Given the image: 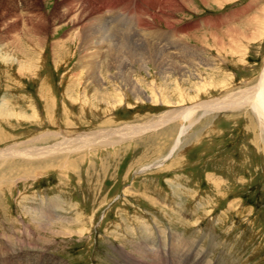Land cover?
I'll use <instances>...</instances> for the list:
<instances>
[{"label":"rangeland","instance_id":"obj_1","mask_svg":"<svg viewBox=\"0 0 264 264\" xmlns=\"http://www.w3.org/2000/svg\"><path fill=\"white\" fill-rule=\"evenodd\" d=\"M69 1L39 0L36 9L47 19L45 29L28 35L27 28L42 24L41 18L23 11L21 0H0V101L9 102L15 113L0 118V151H18L15 158H0V264H129L128 260L153 264L195 258L215 264H264V132L250 108L198 109L189 118L134 138L87 146L64 157L35 158L26 152L59 143L63 135L156 122L170 110L182 111L258 85L264 71V0H178L183 10L173 14L176 26L168 28L162 22L157 38L165 41L172 36L166 35L179 34L180 44L187 41L201 49L211 63L197 70L207 81L201 89L195 87L196 75L190 79L188 74L190 81H184L181 90L188 98L183 101L175 86L181 82L179 74L161 78L154 66L149 69L152 76L135 67L134 77L144 79L141 98L120 81L108 79L101 86L86 82L87 92L75 87L69 94L71 79L84 75L76 65L82 46L74 38L81 29L73 22L82 3L70 13ZM113 1L94 0L110 15L112 33L126 43L148 42L143 28H150L146 21H154L146 10L156 14L166 1L156 0L157 11L150 7L154 0L110 11ZM26 17L32 23L24 27ZM16 25L23 32L20 51L37 65L23 75L15 62L2 59L4 49L16 47L10 40ZM126 43L124 47L119 43L120 53L114 54L115 58L123 54L120 59L125 62L137 52ZM173 52L177 50L172 47L165 59ZM176 59L188 61L190 56L181 51ZM42 84L53 103L46 104L41 97ZM162 86L169 87L170 95L161 97L173 103L157 98L155 88L162 91ZM76 90L82 92L78 98ZM182 126L185 131L170 154ZM56 200L60 205L56 212L67 216L63 225L58 221L51 227H34L37 222L31 223L35 217L30 214L52 211L49 203Z\"/></svg>","mask_w":264,"mask_h":264},{"label":"bare ground","instance_id":"obj_2","mask_svg":"<svg viewBox=\"0 0 264 264\" xmlns=\"http://www.w3.org/2000/svg\"><path fill=\"white\" fill-rule=\"evenodd\" d=\"M38 1L39 0H21V2H20L22 4V10L23 11L27 10L29 12V10H30V12L31 11L35 12L36 13L35 16H39L41 18V21H42V24L40 23L39 26H35L33 24L35 27L34 26L31 27L32 25H30L29 28H27V34L28 35H32L31 32H33L34 35L38 34V33H43L42 31L45 29L43 27L44 26L43 21H44V19H46V17L42 11H38L36 9L37 5H38ZM154 1H153L154 2L153 3L151 0V3H153V5H150V7L153 6L152 7L153 11H157V10H155V8L158 7V9H159L160 3L158 4V2H157L158 0L157 1L154 0ZM164 1H166L165 7L162 8V10L156 14L150 13L151 12L150 9H148V7H146V9H148V10H146V11H148L147 13L151 16L152 20L154 21L152 23L150 21H146L145 24L148 25L150 28H147V29L143 28L144 30L142 32V35L144 37L146 36V38H148L149 41L148 42L142 41L141 44H134V43H131V41L130 42L127 41V43H126L125 41H123L122 39L117 37L114 34L115 32L112 33L113 31L109 27V23H108V16L107 15H109V14L106 15L105 13H103V11H102L103 7H98V6L94 5V0H70L67 4L69 7L68 11L70 13L72 12L73 9L74 10L76 9L77 4L82 3V7L79 9H76L77 13L73 14V20H74L73 22L74 23L77 22L80 25V29H81V30L78 29L79 31L76 29L77 32H75V33L77 36L74 38L79 40L80 44L82 46V54L80 55V58L78 59L76 65H77V69L80 70L81 74L83 73L84 75L81 77V74H80L79 77H81L82 79H74V80L71 79V81H70L71 82V84H70L71 90L69 91V94L74 90L75 87H78V88L81 87L82 89L85 88V90L87 92V89H89V88L87 86L83 87V86L87 85L86 82H88V84H90V82H95V84H97L98 86H101V85H103V82H105L104 79L105 80L108 79V80H113L114 82L120 81V83H122L125 87H127L128 90H130V92H132L137 98H141L143 95H145L144 88H142L144 86L142 84L144 79L141 81V77H138V76L134 77L133 72L136 71V69H135V67H136L137 70L138 69L139 70H146L147 74L152 76L150 71H149L151 66H154V68L157 69L158 74L161 76V78L166 77L168 80H170L171 79L170 74L172 75L174 72L179 74V77H181V79H179V80H181V82L176 83L175 86H178L179 87L178 90H180V91L185 90L184 87H182V85H183L182 83L184 81H188V83H189L190 80L188 78L189 77H190V79L193 78L192 77L193 75H196V77L198 78V81H197L198 84H197V86L195 85L196 88L201 89V87H200L201 85L205 86L207 81L203 79L202 74L200 72H197V70H200V68H199L200 65H207V66L210 65L211 66V63H209L208 60L204 57V53H202L201 49L190 45L189 42L184 41L183 39L182 40L184 41L183 42L184 44L183 43L180 44L181 41H180V38L178 37L179 34L170 33L166 36L172 35L171 38H167L165 41L161 40V38H159V37L157 38V36H158L157 33H159L160 36L162 34V33H160L162 30H160L158 28V26H160L162 24V22H166V26L168 28L176 26V23L174 22L175 19H174V21H171V19L173 18V14L177 11L183 10V5L181 3H179L178 0H164ZM186 1L187 0H183L182 2L185 3ZM130 3H134V4L136 3L135 8L140 7L141 5H139V4H144V2H142V0H116V1L112 2V5H111L109 10L112 11L115 8H117L118 11L125 10V8L127 6H129ZM78 6H80V5H78ZM147 6H149V4H147ZM16 7L18 8L17 5H16ZM160 9H161V7H160ZM18 10L21 12V10L19 8H18ZM128 12H129V8H128ZM134 12L138 13L140 11L135 10ZM143 12H144V10H143ZM66 14H67V12H66ZM141 14L142 13H140V15ZM68 16H69V19H71L70 14H68ZM26 18H28V17H26ZM56 18H60V16H57ZM76 19H78V20H76ZM139 19H140V17H139ZM31 23H32V20L30 18H28L26 20V22H25V20L22 21V25L24 27L26 25L31 24ZM117 23H116V25H117ZM111 24H113V23H111ZM137 24H138V22H137ZM139 24H141V22H139ZM77 28H79V27H77ZM19 29H20V26L16 25L15 26L16 31L10 37V40H13L12 44L16 45V47L15 48L13 47L14 50H10L9 48H7L6 50L2 49L4 52V54H3L4 56H2V59L9 61L12 64L15 62L17 64L16 66L18 67L19 73L21 75H23L24 70L26 73H30L31 71L34 72V70H36V68H37V65L33 61L32 57L26 58V56H25L26 52L22 48H21L22 50L20 51L19 47L21 44H19V41H21V40L19 37L23 34V32L21 34V29L20 30ZM136 30H138V29H136ZM238 31H240V29ZM79 32H80V34H78ZM117 32H118V30H117ZM131 33H132V31H131ZM186 35H188V34L186 33ZM25 36H26V34H25ZM72 38H73V36H72ZM169 39H170V41H174V39H175V42L168 43L169 41H167V40H169ZM119 43H120V45H122V47H124L123 46L124 43L128 44V46L130 47V49L132 51H137L134 54H132L131 56H136V55L138 56L139 55V57L129 56L130 59L127 60V62H125V59H124V61H123V59H120V58H122L123 54L121 55L120 58H115L114 54H117L116 52L118 51V49H120ZM175 43H177L176 47H175ZM172 47L175 48V50H177V52H173V55L170 58L165 59V57L171 55L170 53H171ZM193 49H194V51H193ZM124 50H126V49H124ZM181 51L184 52L185 54L188 53V56H190V59L188 61L187 60H185L183 62L177 61L176 58H177V56H179L181 54ZM15 52H16V54L17 53L21 54L20 57L24 58L26 61L30 62V64H26L25 62H23L21 60V58L15 54ZM161 52H163V54H161ZM164 52H166V53H164ZM35 54L37 55V51L33 55L35 56ZM57 54H59V53H57ZM38 55H39V53H38ZM128 55H130V53H128ZM23 56H25V57H23ZM39 60L40 59H38V61ZM171 63H172V65H171ZM173 63L176 64L177 67L173 66ZM102 70H104V72H102ZM188 74H190V76ZM203 80H204V82H202ZM72 81L75 83L74 85H72ZM43 86L44 85L42 84L41 89H40L41 97L45 100L46 104H47V102L53 103V101L51 100V97H49L50 91L47 92L45 89L43 90V88H45ZM159 87L155 88L157 91V98L161 99V101H166V103L171 101L170 99L169 100H166V99L163 100V98L161 97V96H163L164 98L168 99V95H170L169 92L167 93L169 87L163 88V86H162L160 88V89H162V91L159 90ZM76 91H78L77 95H76V97L78 98V96H80V94L82 92H81V90H76ZM102 91L103 90L101 88V90L96 89L94 92H102ZM67 92H68V90H67ZM117 92H118V90H117ZM184 92L185 91H181V94H179L180 99L182 101L185 100V98H186V94H184ZM174 94H175V92H174ZM187 98H186V100H187ZM109 99L113 100L114 98H109ZM76 101H77V99H76ZM171 103H173V102L171 101ZM9 104L10 103L4 99H2L0 101V118H7L8 119V118H12L15 116V113L11 112ZM84 106L85 105H83L82 107L80 106V107L84 108ZM50 107H51V105H50ZM237 108H250L252 111H254L256 116H258V119L260 120L261 125L263 126V132H264V71L261 75V78L259 79L258 85L255 84L253 86H250V87H247L244 89H240L236 92L228 93V95H226V97H223V98L217 97V98H214L211 100L203 101L201 104H198L197 106L185 107L184 110H182V111H177L176 109L170 110L167 113H165V115L163 114V116H161V118H159V120L156 119L157 120L156 122H149V123L141 124V125H136V124L130 125L129 124V125H125V126H121V127H117V128H111V129H103L102 128L101 130H98V131H94V132L92 131V132H88V133H77V134H74L71 136L63 135V140L59 143L49 145L48 147L42 146L39 148L36 147V149L32 148L33 150L27 149L26 152H27V156L29 155V156L35 157V158L44 157V156H46V157L57 156V155H60L59 157H64V154L66 156H69L70 154L78 152L87 146H92V145H96V144H110L111 145V144H114L115 142H122L126 139L134 138L135 137L134 135H138V134L140 135L146 131L148 132V130H150V129L159 127V126L164 125L170 121L180 119L181 117L189 118L198 109L207 111V110H226V109H237ZM49 111H51V110H49ZM46 114H47L48 118L50 116H52V112H50V113L46 112ZM184 131H185V126H182V129L179 133V138L177 139V142L174 145V147L172 148L170 154H172L174 152V150L177 148V146L180 142V136L183 135ZM17 154H18L17 150L5 149V150L0 151V156H1L0 158H2V157L7 158V159H8V157L15 158V156H17ZM25 155L26 154H24V155L22 154V156H25ZM27 156H25V157H27ZM63 159H64V161L68 162L67 158H63ZM57 200L54 201L53 203H51V201H50V203H49V206L51 207L50 209H52V211H48V212L34 211L33 213L30 214V217L31 216H32V218L35 217L32 219L31 223L33 224V223L37 222L36 224H34L35 225L34 227H36L40 224H44L46 227H48L50 225L49 227H51V224L53 225V224L57 223L58 221H59L57 223L58 225H60V226L63 225L64 220H66L67 216L65 217L64 215L56 212L58 210V208L60 207ZM26 209L28 210L29 208L27 207ZM53 211H55V212H53ZM58 228H60V227H58ZM51 230H52V228H51ZM72 230L73 229L70 228L69 232L70 233L73 232ZM61 231L68 232L67 229H63ZM146 239H147V237H146ZM40 258H43V257H40ZM128 262H129V264H148V262H146V260H144V261L128 260ZM43 263H45V262H43ZM63 264H65V263H63ZM153 264H215V263H213V261H211V260H196V258H195V260H164V261L158 260L157 263L155 262Z\"/></svg>","mask_w":264,"mask_h":264}]
</instances>
